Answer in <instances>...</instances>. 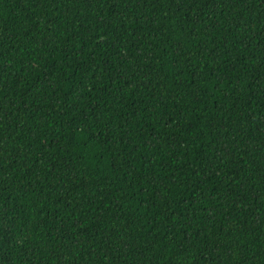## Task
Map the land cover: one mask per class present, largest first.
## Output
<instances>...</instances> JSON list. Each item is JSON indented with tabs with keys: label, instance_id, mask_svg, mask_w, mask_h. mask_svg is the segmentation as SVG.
Here are the masks:
<instances>
[{
	"label": "trees",
	"instance_id": "16d2710c",
	"mask_svg": "<svg viewBox=\"0 0 264 264\" xmlns=\"http://www.w3.org/2000/svg\"><path fill=\"white\" fill-rule=\"evenodd\" d=\"M0 264H264V0H0Z\"/></svg>",
	"mask_w": 264,
	"mask_h": 264
}]
</instances>
